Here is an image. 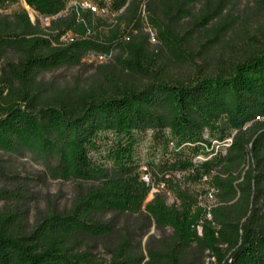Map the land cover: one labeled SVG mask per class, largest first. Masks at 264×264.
Listing matches in <instances>:
<instances>
[{
  "label": "trees",
  "instance_id": "16d2710c",
  "mask_svg": "<svg viewBox=\"0 0 264 264\" xmlns=\"http://www.w3.org/2000/svg\"><path fill=\"white\" fill-rule=\"evenodd\" d=\"M15 1L0 0V9ZM24 1L51 20L42 29L26 11L12 20L0 13V57L4 49L15 56L0 69V150L25 149L54 162L55 177L93 185L69 209L49 210L30 232L20 212L0 211V264H264V28L253 35L257 46L249 54L184 76L147 48L144 19L172 60L191 65L205 57L194 54L179 26L198 0H95L99 9L117 14L112 23L95 19L94 6L83 7L81 0L64 15L71 0ZM229 1L204 0L195 15L200 28L222 21L209 44L222 43L234 25ZM67 34L73 39H65ZM115 50L116 61L138 77L136 83L109 77L106 88L72 98L42 94V72L78 65L89 53L111 58ZM147 131L171 151L190 149L204 159L149 164L151 184H146L135 146L136 134ZM108 134L114 138L107 151L110 164H96L90 149ZM176 172H185L184 182ZM161 184L174 194L172 204L160 190L147 201ZM211 188L216 202L208 210L202 200ZM12 196L0 189V200ZM110 212L141 215L144 235L152 224L169 228L171 242L143 257L133 255L134 246L123 240L110 262L79 253V235L110 232L94 218Z\"/></svg>",
  "mask_w": 264,
  "mask_h": 264
},
{
  "label": "rangeland",
  "instance_id": "374dc122",
  "mask_svg": "<svg viewBox=\"0 0 264 264\" xmlns=\"http://www.w3.org/2000/svg\"><path fill=\"white\" fill-rule=\"evenodd\" d=\"M204 0H198L196 8L190 16L185 17L180 23L181 33H187L191 41V48L194 54H201L205 60H191V65H184L170 58V55L161 45L155 34V40L151 33L154 30L149 27L144 19L142 33L147 35V48L155 55L166 59L173 73L186 76L189 71L200 69L203 72L215 70L222 60L228 62L237 60L249 54L257 45L253 35L264 28V0H230L228 13L230 19L235 20L234 25L227 31L220 44H209L213 41V35L221 19L214 20L207 27L200 28L196 25L195 15ZM83 7L88 4L94 6L95 19L112 23L117 14H109L99 9L95 0H81ZM78 5V2L71 0L67 9L61 14ZM26 11L33 24L46 29L50 24V18L38 16L24 0H16L6 9H0V13L14 19L15 14ZM226 14V10L223 15ZM226 14V15H227ZM97 22V21H96ZM96 26V25H95ZM106 33V28L99 29ZM214 42V41H213ZM119 51L115 50L111 58H100L95 53H89L78 65L62 66L60 68L44 71L39 75L42 94L47 98L65 96L72 98L78 92L90 89L106 88L108 78L112 77L121 83H136L138 77L122 69L116 61ZM15 56L11 50L4 49L0 57V69L8 61L14 60ZM207 136V134H206ZM137 144L135 146V160L142 171L149 164L161 166L163 163H170L173 160L184 158L203 160L204 155L195 153L190 149H184L180 153L171 151L164 140L155 138L152 131L139 132L136 134ZM114 138L108 134L104 139L97 141L96 147L90 149V157L96 164L109 165L110 159L107 151ZM216 148L217 142L213 141ZM54 162L46 163L34 157L30 152L21 149L16 154L0 150V189L12 191L15 196L0 200V211L10 210L22 214V224L28 232L35 228L37 221L51 209L63 211L69 209L78 194L93 185L92 182L62 180L51 173ZM185 172H176L175 176L184 182ZM163 192L169 204L175 201L174 194L163 187L155 188ZM153 194H149L147 201L151 200ZM95 220L108 225L110 232L106 235L91 236L81 234L78 236L80 243L77 246L79 253H88L97 261L110 262L112 253L117 249L123 240H129L134 246L130 251L135 256L147 257L150 250L163 249L171 242L172 231L169 228L157 229L151 225L148 233L145 221L141 215L130 213L110 212L107 214L95 215ZM194 253V252H192Z\"/></svg>",
  "mask_w": 264,
  "mask_h": 264
},
{
  "label": "built area",
  "instance_id": "2783aa9c",
  "mask_svg": "<svg viewBox=\"0 0 264 264\" xmlns=\"http://www.w3.org/2000/svg\"><path fill=\"white\" fill-rule=\"evenodd\" d=\"M88 7H90V4H88ZM151 37L153 40H155V33H151ZM67 40H72L73 39V35L72 34H67L66 38ZM100 58H104L107 59L109 57V55H99ZM231 143V138L227 139L225 141V145H229ZM141 179L146 183V184H151V178L150 175L147 172V168L144 167L141 173ZM161 187H163V185H160ZM156 191V189L153 187L151 194H154ZM215 194H214V190L211 188L207 191L206 195L203 197L202 200V204L208 209L210 210L214 205H215ZM209 216V215H208ZM198 230V234L200 235L202 233L201 230V226L197 227Z\"/></svg>",
  "mask_w": 264,
  "mask_h": 264
}]
</instances>
